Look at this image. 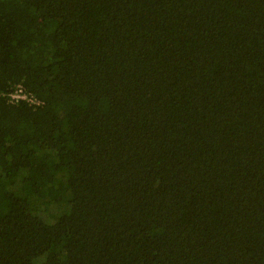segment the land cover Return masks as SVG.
<instances>
[{
  "label": "trees",
  "instance_id": "16d2710c",
  "mask_svg": "<svg viewBox=\"0 0 264 264\" xmlns=\"http://www.w3.org/2000/svg\"><path fill=\"white\" fill-rule=\"evenodd\" d=\"M0 264H264V0H0Z\"/></svg>",
  "mask_w": 264,
  "mask_h": 264
},
{
  "label": "built area",
  "instance_id": "2783aa9c",
  "mask_svg": "<svg viewBox=\"0 0 264 264\" xmlns=\"http://www.w3.org/2000/svg\"><path fill=\"white\" fill-rule=\"evenodd\" d=\"M8 99L10 104H19L24 102L33 108L41 106V103L34 97L28 95L21 86H18L11 94H9Z\"/></svg>",
  "mask_w": 264,
  "mask_h": 264
}]
</instances>
